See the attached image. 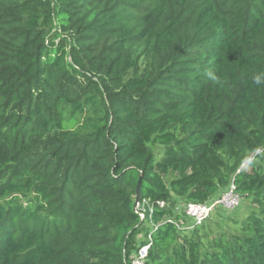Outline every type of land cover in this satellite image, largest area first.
Segmentation results:
<instances>
[{
    "label": "trees",
    "instance_id": "trees-1",
    "mask_svg": "<svg viewBox=\"0 0 264 264\" xmlns=\"http://www.w3.org/2000/svg\"><path fill=\"white\" fill-rule=\"evenodd\" d=\"M231 185L241 221L181 211ZM146 244V264H264V0H0V264Z\"/></svg>",
    "mask_w": 264,
    "mask_h": 264
},
{
    "label": "built area",
    "instance_id": "built-area-1",
    "mask_svg": "<svg viewBox=\"0 0 264 264\" xmlns=\"http://www.w3.org/2000/svg\"><path fill=\"white\" fill-rule=\"evenodd\" d=\"M243 198L240 194L236 192L235 185H231L230 189L224 193L219 198L212 199L205 204H186L181 207V211L189 218L194 224L201 225L207 219H209L212 214L218 208H224L228 211H232L240 206ZM160 208L165 207V202H159ZM141 207V202L137 205V211ZM141 219H145V211L141 210ZM171 221V220H169ZM149 240H151L149 236ZM151 244H146L140 246L132 256V264H146L149 248Z\"/></svg>",
    "mask_w": 264,
    "mask_h": 264
},
{
    "label": "rangeland",
    "instance_id": "rangeland-1",
    "mask_svg": "<svg viewBox=\"0 0 264 264\" xmlns=\"http://www.w3.org/2000/svg\"><path fill=\"white\" fill-rule=\"evenodd\" d=\"M221 194V193H220ZM250 201L248 199H246L245 201L242 202V205L240 207V209L234 214V212H227V211H219L222 215H233L235 216V220H239L241 221L244 217H245V213L247 212V210H249L251 208V206L249 205ZM186 205V204H185ZM181 206H184V204H182ZM217 214H214V216H216ZM239 215V216H238ZM212 216V217H214ZM217 218H219V216H217ZM215 219L214 221H210V226L212 227V233L216 234L218 232H228L231 231L234 228V222H226V220H218ZM139 240V241H138ZM140 240H143L141 238V235L137 238V242H140Z\"/></svg>",
    "mask_w": 264,
    "mask_h": 264
},
{
    "label": "water",
    "instance_id": "water-1",
    "mask_svg": "<svg viewBox=\"0 0 264 264\" xmlns=\"http://www.w3.org/2000/svg\"><path fill=\"white\" fill-rule=\"evenodd\" d=\"M142 180H143V176H141L138 182V186H137V197H136V202H135V210H137V205L141 202Z\"/></svg>",
    "mask_w": 264,
    "mask_h": 264
},
{
    "label": "clouds",
    "instance_id": "clouds-1",
    "mask_svg": "<svg viewBox=\"0 0 264 264\" xmlns=\"http://www.w3.org/2000/svg\"><path fill=\"white\" fill-rule=\"evenodd\" d=\"M257 83H259V79H257Z\"/></svg>",
    "mask_w": 264,
    "mask_h": 264
}]
</instances>
